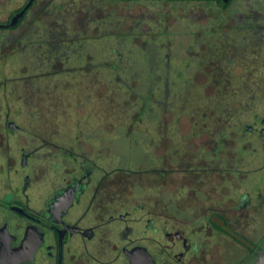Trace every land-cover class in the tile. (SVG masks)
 <instances>
[{
    "label": "flooded vegetation",
    "instance_id": "af4514ba",
    "mask_svg": "<svg viewBox=\"0 0 264 264\" xmlns=\"http://www.w3.org/2000/svg\"><path fill=\"white\" fill-rule=\"evenodd\" d=\"M263 53L264 0H0V264H252Z\"/></svg>",
    "mask_w": 264,
    "mask_h": 264
},
{
    "label": "rangeland",
    "instance_id": "374dc122",
    "mask_svg": "<svg viewBox=\"0 0 264 264\" xmlns=\"http://www.w3.org/2000/svg\"><path fill=\"white\" fill-rule=\"evenodd\" d=\"M181 5H183L182 3H179ZM164 14L168 13V10L166 11L165 8L163 9ZM167 12V13H166ZM176 13L178 14L179 12L176 11ZM172 18H170V20L168 19V22L171 21ZM166 21V20H164ZM170 26V25H169ZM98 46H99V50H100V46L106 44V39L99 37L98 38V42H97ZM99 55L101 56L102 53L100 52ZM127 53H125L124 56H126ZM261 58H264V53L261 55ZM100 59V58H99ZM130 60L133 61H141V57H140V53H131L130 54ZM264 60V59H262ZM231 66H229L226 69V72L229 73L230 75H233L235 73H239V70H234L230 68ZM250 69H242V75L237 74L235 77H232V82L231 84L228 85L229 90H228V96L230 97L231 94H237L238 96L240 94H243V96L245 95V93L247 92V90L250 88V84H248L246 82V80L244 78H246L245 73L247 71H249ZM251 71V70H250ZM262 70H258V72H261ZM102 76H106V74L102 75ZM260 76V75H259ZM109 90L106 89L105 85H99V97H98V104H99V113H104L105 110H109V109H113L114 115H118V113L121 112V110H124L125 108L129 107V103L133 101L134 98L130 97L129 95L123 93L122 89L119 87V85L115 86V92H112L114 94V98H113V103L109 100V98H111ZM241 96V95H240ZM109 100V101H108Z\"/></svg>",
    "mask_w": 264,
    "mask_h": 264
},
{
    "label": "water",
    "instance_id": "95a60500",
    "mask_svg": "<svg viewBox=\"0 0 264 264\" xmlns=\"http://www.w3.org/2000/svg\"><path fill=\"white\" fill-rule=\"evenodd\" d=\"M252 264H264V248L258 253L257 258Z\"/></svg>",
    "mask_w": 264,
    "mask_h": 264
}]
</instances>
